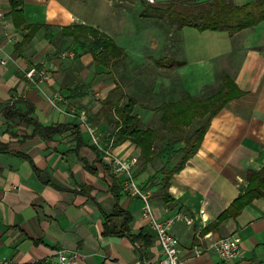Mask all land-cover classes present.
Returning <instances> with one entry per match:
<instances>
[{"label":"crops","instance_id":"crops-1","mask_svg":"<svg viewBox=\"0 0 264 264\" xmlns=\"http://www.w3.org/2000/svg\"><path fill=\"white\" fill-rule=\"evenodd\" d=\"M148 4L22 0L25 22L39 28L18 48L26 30L14 25L9 0H1L5 13L0 23V59L5 61L0 63L1 257L17 264H46L63 249L77 251V264L158 262L160 246L140 216V200L124 191L122 176L110 171L74 113L86 115L103 143L113 117L99 111L116 84L120 88L112 101L118 99L121 105L125 94L134 96L138 101L134 112L147 126L158 104L178 100L183 93L209 96L226 73L242 94L211 119L196 152L170 178V199L152 195V212L158 218L175 212L191 218V224L180 221L171 229L183 264H264V192L218 222L246 189L249 172L264 169V21L231 37L226 31L190 25L177 29L167 23L162 9L150 11ZM77 24L112 38L127 59L107 68L96 65L90 53L76 57L79 47L69 48L72 37L61 32ZM56 47L59 51L52 56ZM38 69H44L48 79H39L34 73ZM54 93L62 97L57 105L51 101ZM37 124L59 131L46 135ZM74 124L79 136L73 134ZM111 151L133 157L136 148L127 140ZM150 174L146 170L135 178L144 182ZM257 182L251 176V184ZM149 190L153 193V188ZM116 206L130 214V234L146 236L141 243L103 232L104 215ZM231 234L240 237L241 256L223 262L212 245ZM194 247L201 249L199 255H194Z\"/></svg>","mask_w":264,"mask_h":264},{"label":"trees","instance_id":"trees-1","mask_svg":"<svg viewBox=\"0 0 264 264\" xmlns=\"http://www.w3.org/2000/svg\"><path fill=\"white\" fill-rule=\"evenodd\" d=\"M190 1L189 5L170 3L162 9L166 14L169 25L177 29L190 25L196 26L200 30L226 31L232 37L235 33L243 29L255 28L260 22L264 21V0H250L241 4L236 3L234 0ZM9 6L14 25L20 27L21 30H26L21 44L18 45V48H21L34 37L39 25L25 22L22 17V0H9ZM147 8L153 11L159 6L148 4ZM61 36L72 37L68 47H79L80 53L75 54L76 57L83 53H90L96 65L107 68L110 66L115 67L122 60L127 59L128 56L112 38L91 26L77 24L62 28ZM45 37L53 42L49 33H46ZM57 51L59 49L56 47V52L52 56H55ZM178 65H181V62ZM219 82V89L209 96L192 97L187 93H183L178 100L158 104L155 110L159 112L160 125L158 126H145L143 124L140 116L134 112V106L138 102L134 96L125 94L126 100L121 105H118V99L117 103L112 101V96L120 88L119 84H116L103 100L99 111L100 115L102 114L105 117L111 115L113 117L110 120L113 123L112 130L102 144L105 148L111 150L114 145H120L127 140L130 141L138 151L135 176L149 170V166L153 165L156 160L181 154L175 164L171 167L164 164L154 173L148 175L141 184L144 189L153 188V196H158L162 200H169L168 186L170 178L196 152L211 119L227 102L242 94V91L238 89L228 74H221ZM112 107H114L113 112ZM196 119L198 123L195 124L194 120ZM37 125L46 135L59 131V128L52 126ZM72 127L75 129L73 134L79 136L78 125L74 124ZM177 145L179 146L177 147ZM158 174H160V178ZM249 174L250 180L246 189L220 215L218 222L235 215L251 199L260 196L264 192V169L251 171ZM251 176L256 177L260 184L258 182L255 183L256 185L251 184ZM113 179L116 178L113 177ZM130 221V214L116 206L114 211L104 215L103 232L112 236L127 235L133 243H141L146 236L142 233L130 234Z\"/></svg>","mask_w":264,"mask_h":264},{"label":"built area","instance_id":"built-area-1","mask_svg":"<svg viewBox=\"0 0 264 264\" xmlns=\"http://www.w3.org/2000/svg\"><path fill=\"white\" fill-rule=\"evenodd\" d=\"M153 1V0H148ZM4 10L1 5L0 0V23L4 18ZM4 60L0 59V63L4 64ZM39 79H48L49 75L44 69H38L34 72ZM34 74H30L29 78L33 79ZM62 100V97L58 93L52 95L51 101L54 105ZM74 112V111H73ZM74 117L78 124L85 127L87 133L90 137V142L93 144L101 153H103L109 169L113 174L122 176L121 184L124 191L131 197L140 200V216L147 221L149 227L153 230L155 238L160 246L162 257L158 262H145L137 261L134 264H183L179 256V241L171 233L172 227L180 221H185L187 224H191V218L185 216L181 212H175L174 214L165 217L158 218L152 212L151 206V190L144 189L140 183H137L135 179V170L137 167V158L133 157H120L119 155L113 153L110 149L104 147L100 142L98 135L96 134L95 128L92 127L87 120V117L82 112L74 113ZM241 240L236 234H231L229 236L218 239L213 243L212 248L219 260L223 262H233L239 259L241 256ZM194 255H199L201 249L194 247ZM78 263V253L75 250H57L55 252V258L47 261L46 264H77ZM0 264H17L12 260L3 258L0 256Z\"/></svg>","mask_w":264,"mask_h":264},{"label":"rangeland","instance_id":"rangeland-1","mask_svg":"<svg viewBox=\"0 0 264 264\" xmlns=\"http://www.w3.org/2000/svg\"><path fill=\"white\" fill-rule=\"evenodd\" d=\"M163 1H168V2L166 4H164V3L160 4L158 0H153V1H148V2H149L150 5L159 6V9H164L166 7V5L170 4V3H172V4L173 3H175V4L176 3L177 4H182L183 3L184 5H187V4L189 5V3L191 2L190 0H174V2H173V0H163ZM139 7H142V6L139 4ZM161 17L165 18V16H163V15H161ZM150 114L152 116V121H150V122L148 121V123L146 125L147 126H158V125H160L159 112L155 111V112L150 113ZM196 123H198L197 119H196ZM178 146L179 145H177V147ZM133 153L135 154V156H138V151L137 150L135 152H133ZM180 155L181 154H175V155H171L170 157H166V158H163V159L156 160V162L153 165L149 166V171L151 173H154V171H156L158 168L162 167L164 164H168L166 166L171 167L173 164H175L179 160ZM139 167H140V165L138 166V168ZM158 177L160 178V174H158ZM135 179H136L137 183L142 184V182H140V180L138 178H135ZM151 194H153V193H151ZM151 197H152V195H151Z\"/></svg>","mask_w":264,"mask_h":264}]
</instances>
